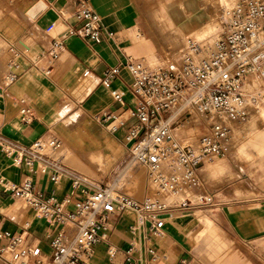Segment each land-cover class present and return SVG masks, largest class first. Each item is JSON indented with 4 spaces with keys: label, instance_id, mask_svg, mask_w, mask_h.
Returning <instances> with one entry per match:
<instances>
[{
    "label": "crops",
    "instance_id": "crops-1",
    "mask_svg": "<svg viewBox=\"0 0 264 264\" xmlns=\"http://www.w3.org/2000/svg\"><path fill=\"white\" fill-rule=\"evenodd\" d=\"M203 1H159L169 19L170 41L172 34L183 37L205 25ZM90 6L101 19L98 42L67 34L80 27L74 18L76 0H0V135L29 147L51 132L63 144L67 167L94 179L101 172V182L109 183L127 153L125 128L110 134L97 117L106 111L128 116L134 101L126 71L108 86L101 84L103 74L128 57L146 63L149 58L155 65L156 44L148 33L146 11L137 0H90ZM195 8L197 13H193ZM54 39L63 42L56 62L50 54ZM9 76L14 79L9 81ZM112 90L123 92L124 106L113 102ZM23 107L32 112L31 122L22 120L19 111ZM10 162L0 153V232L18 233L28 224L32 240L49 256L47 224L6 185L30 177L36 190L62 198L70 191V181L63 177L53 184L47 176L33 174L25 163L17 167ZM134 183L132 197L142 200L146 195L144 172L123 187ZM203 211L192 208L166 217L161 237L151 236L147 226L132 236L129 227L135 216L131 212L110 218L106 243L118 250L114 263L123 264V252L132 243L135 258L144 263L149 259L147 248L155 250L157 258L150 264H264V200L217 204L210 209V219L203 216L209 226L198 220L197 214ZM106 243L94 248V264H110Z\"/></svg>",
    "mask_w": 264,
    "mask_h": 264
},
{
    "label": "built area",
    "instance_id": "built-area-1",
    "mask_svg": "<svg viewBox=\"0 0 264 264\" xmlns=\"http://www.w3.org/2000/svg\"><path fill=\"white\" fill-rule=\"evenodd\" d=\"M74 18L80 27L69 29V36L99 41L101 19L90 0H76ZM220 21L223 34L218 39L189 38L165 66L151 70L142 60L128 57L123 64L105 70L104 86L123 70L128 73L134 101L126 118L111 111L97 117L110 134L125 128L127 160L114 181L90 178L51 157L48 152L61 147L60 138L51 132L29 147L0 135V153L13 159L15 166L25 163L33 174L47 176L53 184L66 177L71 186L62 198L36 190L30 177L7 188L47 224L50 254H42L25 224L18 233L0 232V264H94V248L108 240L110 218L130 209L141 229L147 226L151 236L161 237L166 217L194 208L187 198L167 204L164 197L180 187L200 188L199 168L209 157L224 154L231 126L246 124L253 113L264 108V0H235L231 8L221 10ZM62 48L63 42L54 39L50 49L53 62ZM252 78L262 83L258 89L246 88ZM123 97V92L112 90L113 102L121 107ZM19 113L24 122L33 120L30 109L23 107ZM193 120L204 124L203 133L196 138L177 137L176 129ZM133 167L145 171L142 200L115 185L119 175ZM199 201L197 206L203 208L211 204L212 197L201 196ZM106 244L109 262L115 264L118 250ZM134 253L131 243L123 252V264H150L157 258L153 248H147L145 263Z\"/></svg>",
    "mask_w": 264,
    "mask_h": 264
},
{
    "label": "rangeland",
    "instance_id": "rangeland-1",
    "mask_svg": "<svg viewBox=\"0 0 264 264\" xmlns=\"http://www.w3.org/2000/svg\"><path fill=\"white\" fill-rule=\"evenodd\" d=\"M137 1L142 4V8L146 11L144 17L147 19L148 33H152L156 44V47L153 45L157 58L156 64H150L149 58H146L148 64L146 62L144 64L148 69H154L165 66L173 60L183 48L188 38L211 41L218 39L223 34V29L218 30L216 27L218 23L217 18H220L221 10L225 4L232 5L235 0L203 1L201 9L206 16L205 25L194 34L184 35L183 37L172 34V41L167 37L170 28L169 19L162 13L164 3H159L160 0ZM205 26L208 30L207 35L202 33ZM137 37L149 41L142 34H137ZM250 84L252 88L247 86L249 90L258 89L262 85L259 80L255 79H250ZM263 114L264 110L255 112L246 124L233 125L232 141L229 150L225 148L224 154L209 157L200 167L198 173L201 182L200 188H191L186 196L183 197V199H189L192 205H195L194 208L204 209L203 212L197 214L200 222L206 223L209 226L208 220L203 216L210 219V209L214 208L217 204L226 205L234 201L258 202L264 200V123L260 119V116ZM117 116H122V118L127 117V115H123L122 113ZM252 121L255 124H251ZM203 125H201L200 131H197V124L186 125L180 138H196L203 133ZM126 160L127 153L124 155L121 164L112 173V177L119 174ZM138 169L139 167H133L131 171L135 172ZM102 176L103 174L98 172L97 177L99 179H95L101 181ZM135 190L134 183L133 186L123 187L120 191L132 197L136 192ZM201 196L212 197L211 204L203 206V208L197 206Z\"/></svg>",
    "mask_w": 264,
    "mask_h": 264
},
{
    "label": "bare ground",
    "instance_id": "bare-ground-1",
    "mask_svg": "<svg viewBox=\"0 0 264 264\" xmlns=\"http://www.w3.org/2000/svg\"><path fill=\"white\" fill-rule=\"evenodd\" d=\"M228 3H230V2H228ZM167 6V5H166ZM233 6V4L232 5H226L225 4V6L222 8V9H229V8H231ZM170 8V7H169ZM198 12V10L195 8L194 10H193V13H197ZM191 15V14H190ZM220 18L218 19L217 18V24H216V27L218 28V30L219 29H223V25H222V23H221V21H220V19H221V14H220V16H219ZM215 21H216V19H215ZM207 27L205 26V28L203 29V31H202V33H204V34H208V30L206 29ZM208 28H209V26H208ZM196 30V29H195ZM197 31V30H196ZM206 37V36H205ZM189 39V38H188ZM187 39V40H188ZM186 40V41H187ZM197 41H207V42H212L211 40H205V39H203V40H197ZM143 61V60H142ZM143 63H145L144 61H143ZM145 65V64H144ZM149 66V65H148ZM145 67H146V65H145ZM146 68H148V67H146ZM149 69H151V68H149ZM154 69H157V68H154ZM154 69H151V70H154ZM252 79H255V78H252ZM255 80H258V79H255ZM250 79L248 80V82L246 83V88H247V86H249L250 88H252V85L250 84ZM261 110H264V108H260V109H258L256 112H258V111H261ZM260 118L263 120V122H264V114L263 115H261L260 116ZM191 124H197V127H198V129H197V131H200L201 130V124H200V122L199 121H197V120H193L191 123H188V124H184V125H182V126H180V127H178L177 129H176V131H175V133H176V136H177V133L179 132V131H181V130H183L184 128H185V126L186 125H191ZM252 124V123H251ZM255 124V123H254ZM235 125V124H234ZM233 126V125H232ZM232 126H231V128H232ZM251 126V125H250ZM232 135V134H231ZM231 141H232V136H231V138H230V140L228 141V143L225 145V148H226V150H229V148H230V146H231ZM48 154L51 156V157H54L55 159H59L60 158V160H61V162L65 165V162H64V157H65V152H64V147H63V144H62V142H61V147H60V149L59 150H57V151H55V152H48ZM10 164L11 165H15L14 164V161H13V159H10ZM205 162V161H204ZM204 162H203V164H204ZM36 167H37V165H36ZM199 170H200V168H199ZM141 171H143L144 172V174H145V171L143 170V169H141V168H139L138 170H136L135 172H132L131 171V169H129L128 171H125V172H123V173H121L120 175H119V177H118V179L115 181V185H116V187L119 189V190H121L122 189V187L124 186V185H128V184H130L131 183V180L132 179H134L135 177H136V175L138 174V172H141ZM63 178V177H62ZM7 187H11L12 186V184L10 183L9 185H6ZM191 189L190 188H188V187H180L178 190H176V191H174L173 193H171V194H169L168 196H166V197H164V200H165V202L167 203V204H174V203H177L178 201H181V200H184L183 199V197H185L186 196V194H187V192L188 191H190ZM19 200V199H18ZM137 200H139V199H137ZM22 203H23V201L22 200H20ZM126 212H131L134 216H135V221L133 222V224L129 227V233L132 235V236H136V235H138L139 234V231H140V226L138 225V220H137V217H136V215H135V213L132 211V210H130V209H127L125 212H124V214L126 213ZM69 227V226H68ZM133 229V230H132ZM132 241H134V240H132ZM131 241V242H132ZM107 256H108V259H109V255L107 254Z\"/></svg>",
    "mask_w": 264,
    "mask_h": 264
}]
</instances>
